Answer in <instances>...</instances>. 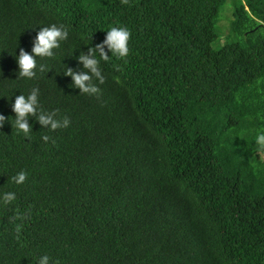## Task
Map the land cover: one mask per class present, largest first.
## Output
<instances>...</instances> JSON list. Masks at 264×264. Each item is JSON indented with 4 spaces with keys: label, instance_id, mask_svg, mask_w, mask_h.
Segmentation results:
<instances>
[{
    "label": "trees",
    "instance_id": "1",
    "mask_svg": "<svg viewBox=\"0 0 264 264\" xmlns=\"http://www.w3.org/2000/svg\"><path fill=\"white\" fill-rule=\"evenodd\" d=\"M52 24L68 38L20 77ZM112 27L130 54L82 93L67 70ZM33 88L68 127H15ZM0 114V264H264V0H0Z\"/></svg>",
    "mask_w": 264,
    "mask_h": 264
},
{
    "label": "clouds",
    "instance_id": "2",
    "mask_svg": "<svg viewBox=\"0 0 264 264\" xmlns=\"http://www.w3.org/2000/svg\"><path fill=\"white\" fill-rule=\"evenodd\" d=\"M123 4H128L129 0H121ZM68 38V31L63 26H57L52 24L49 27H43L39 32L32 52L35 55L29 54L24 49H20L18 56L19 63V76L26 78H34L36 76L37 61L35 57H53V49L60 47V42L65 41ZM131 39V32L126 27H112L107 31L106 39L101 44H96L89 49L87 54H81L79 59L83 62L87 72L75 73L72 69L67 70V75H70L74 79V86L78 87L82 93L88 95H96L99 98L101 89L93 83V78L99 81L100 84L106 82V77L103 75L100 68V61L108 62L111 55L124 59L130 54L129 41ZM106 48L108 51H106ZM97 53L99 59H97ZM44 70V66L40 65V71ZM38 88H33L30 94L25 97L21 94L16 97L13 105L14 112L16 114L15 127L22 131L26 138H30L32 126L28 123L30 116H36L39 123L43 126L50 127L52 131L60 128H66L70 125V119L64 117L62 120L57 119L56 115L59 110L52 112H45L41 109L38 101ZM6 122V117L0 114V127H3ZM51 139L48 135L43 136L44 141ZM55 143V140L52 141ZM257 153L261 159H264V133L259 134L256 137ZM16 184H22L27 179V173L20 171L17 175L11 178ZM16 199L15 193L8 192L3 195V203L8 205ZM17 218H23L18 216ZM21 225L16 226L17 232L21 230ZM50 257L44 255L39 259L38 264H49ZM54 264H60L59 260H56Z\"/></svg>",
    "mask_w": 264,
    "mask_h": 264
},
{
    "label": "rangeland",
    "instance_id": "3",
    "mask_svg": "<svg viewBox=\"0 0 264 264\" xmlns=\"http://www.w3.org/2000/svg\"><path fill=\"white\" fill-rule=\"evenodd\" d=\"M229 6V3H227L221 13H220V16H219V20H218V23H217V30H220L221 29V24H223V26L225 28H227L229 26V24H231V20H232V15H231V10L228 8ZM228 9V10H227ZM227 10V11H226ZM225 13V14H224ZM234 18V16H233ZM222 20V21H221ZM230 22V23H229ZM221 34V32H220ZM215 47H219L222 45L221 43V38H219L215 43H214Z\"/></svg>",
    "mask_w": 264,
    "mask_h": 264
}]
</instances>
